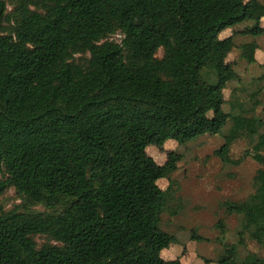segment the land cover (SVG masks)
Masks as SVG:
<instances>
[{
	"label": "trees",
	"instance_id": "1",
	"mask_svg": "<svg viewBox=\"0 0 264 264\" xmlns=\"http://www.w3.org/2000/svg\"><path fill=\"white\" fill-rule=\"evenodd\" d=\"M133 8L139 24L129 19ZM263 18L261 0H0V264H160L175 241L160 224L181 159L164 142L222 134L214 155L238 165L231 143L264 134L258 92L246 93L247 102L233 88L231 109L223 108L228 83L239 78L228 54L239 49L255 63L261 51L264 67V47L234 40L264 34ZM225 29L233 34L217 38ZM134 121L156 126L149 143L165 151L164 163L144 144L127 146ZM251 150L244 155L264 166V146ZM252 185L264 193V167ZM11 189L21 202L6 208ZM136 202L141 228L129 220ZM39 204L47 211L30 209ZM222 206L241 220L239 244L264 230L253 196ZM216 227L223 233L221 220ZM255 239L264 245V234ZM213 262L264 259H237L236 245L224 244Z\"/></svg>",
	"mask_w": 264,
	"mask_h": 264
},
{
	"label": "rangeland",
	"instance_id": "2",
	"mask_svg": "<svg viewBox=\"0 0 264 264\" xmlns=\"http://www.w3.org/2000/svg\"><path fill=\"white\" fill-rule=\"evenodd\" d=\"M129 19L134 24H139L142 15L137 8H133L129 12ZM248 22L245 21L238 26H245ZM262 25L264 26V20ZM230 32L231 30L228 29L222 30L217 34V38H222ZM213 37V32L206 35L207 40ZM111 38L119 40L120 36L114 34ZM234 40L239 43L245 42L244 40H256L261 47H264V36L260 39V36L241 33L234 36ZM234 50L228 54L227 59L234 62L239 78L230 81L224 91L225 99L228 100L223 106L226 111L231 109L229 102L233 101V88L236 89L235 94L247 102L250 101L246 93L258 92L255 94V99L264 103V67L260 65L263 61L262 52L257 54V62L246 63L239 56V49ZM256 115H264L260 107L256 110ZM140 124L132 122L126 132L128 147L144 144L146 152L158 164L166 160L164 150L174 149L181 154L177 169L169 176L173 182L171 188L175 199L169 203V210L162 214L160 224L162 229L175 236V241L161 252L160 264H177V261L179 264H215L213 261L223 252L224 244L236 245L237 259H243L252 253L264 259V245L255 239L262 236L264 230H258L254 234L255 238L246 234L244 243L239 244L237 232L241 227V220L235 214H227L222 206L225 200L241 201L253 196L257 204L264 208V193H257L252 185L256 170L264 166L258 164L250 155H244L246 151L252 152L251 148L256 143L264 146V134L254 138L242 136L234 140L230 145L229 155L232 159L241 158V161L238 165H233L222 162L213 153L224 142L222 134L198 135L185 144H178L169 139L163 144L164 150H159L149 143L157 135L156 126ZM225 127L222 130H225ZM157 184L164 189L168 181L166 178H161ZM20 202L21 200L11 189L5 197L4 204L6 208H10ZM177 202L179 206L176 205ZM136 203L129 211V220L134 227L141 228L144 226V221L139 215V203ZM30 209L47 211L41 204L31 205ZM173 210H176L174 214L171 213ZM219 220L224 224L223 233L216 227ZM194 233L206 240H192L191 236ZM205 259L210 262H205Z\"/></svg>",
	"mask_w": 264,
	"mask_h": 264
},
{
	"label": "crops",
	"instance_id": "3",
	"mask_svg": "<svg viewBox=\"0 0 264 264\" xmlns=\"http://www.w3.org/2000/svg\"><path fill=\"white\" fill-rule=\"evenodd\" d=\"M263 20H264V18L262 19V21H263ZM262 21H261V26L264 27V26L262 25ZM239 27H243V26H237L236 29L239 30ZM228 30H229V31L231 30V32H230V33H227L225 36H228V35L233 34V30H232V29H228ZM236 34H238V33H235L234 35L236 36ZM225 36H224V37H225ZM263 36H264V34L260 35V39H261ZM236 42H237V41H236ZM237 43H239V42H237ZM258 44H259V42H258ZM259 45H260V44H259ZM261 48H263V47H261ZM235 50H236V49H235ZM235 50H234V51H235ZM258 53H261V51H258V52L256 53V59H257V54H258ZM262 55H263V54H262Z\"/></svg>",
	"mask_w": 264,
	"mask_h": 264
}]
</instances>
